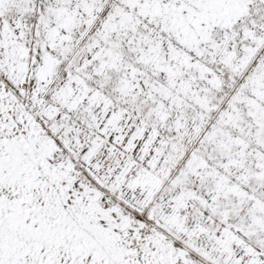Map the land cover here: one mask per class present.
<instances>
[{
	"label": "snow or ice",
	"instance_id": "snow-or-ice-1",
	"mask_svg": "<svg viewBox=\"0 0 264 264\" xmlns=\"http://www.w3.org/2000/svg\"><path fill=\"white\" fill-rule=\"evenodd\" d=\"M0 264H264V0H0Z\"/></svg>",
	"mask_w": 264,
	"mask_h": 264
}]
</instances>
